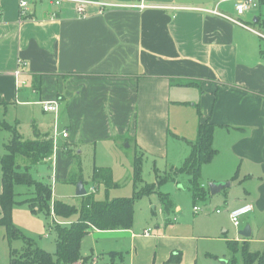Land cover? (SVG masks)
Segmentation results:
<instances>
[{
	"label": "crops",
	"instance_id": "0c3cea01",
	"mask_svg": "<svg viewBox=\"0 0 264 264\" xmlns=\"http://www.w3.org/2000/svg\"><path fill=\"white\" fill-rule=\"evenodd\" d=\"M90 1L124 7L91 6L84 19L69 2H32L24 19L20 0H0V112L42 109L54 130L44 124L35 140L53 138L47 162H56L57 175L73 183L80 178L68 173L63 155L82 154L83 145L130 134L137 149L167 155L171 108L179 95L173 99V90L198 88V129L211 123L217 155H225V170L210 179L225 185L218 193L226 195L224 212L230 219L232 211L252 205L264 226V38L200 11L216 8L219 0ZM232 6L218 8L236 17ZM241 21L264 35V5L259 2ZM44 102H57L58 113L45 112ZM247 226L252 238L255 227ZM157 230L139 235L92 229L86 237L130 232L136 245L132 264L182 257L180 238L168 237L166 227ZM245 242L250 247L252 240ZM81 255L76 264H99L94 253L82 254V245ZM109 258L108 264L124 263L120 253Z\"/></svg>",
	"mask_w": 264,
	"mask_h": 264
},
{
	"label": "rangeland",
	"instance_id": "374dc122",
	"mask_svg": "<svg viewBox=\"0 0 264 264\" xmlns=\"http://www.w3.org/2000/svg\"><path fill=\"white\" fill-rule=\"evenodd\" d=\"M175 93L179 95L174 99ZM199 94L198 88L173 90L175 105L171 108L167 155L164 157L137 149L134 139L128 134L121 137L115 136L110 142L100 141L97 146L96 144L83 145L80 148L82 154L72 156L66 154L63 158L69 165V174L71 173L73 177L78 174L80 177L82 173L81 182L87 192L93 194L96 201L135 199L134 223L131 229L133 233L142 235L149 231L154 235L157 234L158 227H166L165 232L168 237H179V241L184 243L185 248L182 251L180 264H230L233 262L234 254L228 243L239 241L237 248L240 252L242 241L245 239L240 236V232L250 224L255 227L254 235L250 238L251 251L262 250L264 226L258 213L254 212L242 218L240 227H235L224 212L225 205L222 199L226 195L222 193L213 196L210 193L209 186L213 184L211 177L225 170L224 154L217 155L212 163L202 167L198 183L203 190L197 197L191 192V178L186 174L175 173L176 169L183 167L190 155L191 144L197 141L198 113L193 106L197 103ZM13 111L0 112V158L5 155V146L12 139L7 126L16 129L26 141L35 140V134L42 132L44 124L49 125V130H54L53 123L42 109L35 110L33 114H30L31 110L28 108H23L21 112ZM193 127L194 133L191 132ZM57 147L58 150L63 148L62 139L57 143ZM17 163L21 167L30 166L29 172L36 181L52 187L54 200L81 209L82 198L76 195L78 184L69 183L68 178L61 179L55 170L56 162H42L32 166L30 161L19 156ZM137 163L141 168L138 176L135 171ZM95 168H106L112 172V187L107 188L103 184L94 185ZM166 180L168 181L161 184ZM1 184L0 164V188ZM149 188L153 191L147 192ZM34 192L35 189L32 187L24 185L16 187L17 203L13 208V224L26 239H9L7 229L0 225V264H16L15 261L18 262L17 264H24L23 256L31 246L32 249L39 248L51 256H55L57 252L58 232L54 221L57 223L62 221L53 220L42 212L34 213L29 204L23 203L25 200L33 199ZM162 194L170 199L171 207L168 211L161 201ZM195 207H198L200 212L196 213ZM177 208H181V212H178ZM1 218L2 209L0 208ZM77 220L78 216H74L70 221L72 223ZM174 229L177 231L172 233L170 230ZM146 247L151 251L154 249L149 244H146ZM135 248L136 245L128 231L93 233L83 240L82 254L88 257L94 253L99 264H108L111 253H120L123 255L124 263L117 260L118 264H132ZM138 250L140 251L139 246ZM237 258L238 264H242L241 253H238Z\"/></svg>",
	"mask_w": 264,
	"mask_h": 264
},
{
	"label": "trees",
	"instance_id": "16d2710c",
	"mask_svg": "<svg viewBox=\"0 0 264 264\" xmlns=\"http://www.w3.org/2000/svg\"><path fill=\"white\" fill-rule=\"evenodd\" d=\"M259 2L264 5V0H259ZM262 28L264 29V25ZM7 130L11 132L12 139L5 146V155L0 158L2 170V193L0 194L2 218L0 219V225L7 229L9 239H26L23 233L13 224V208L17 203L16 187L22 185L35 189L33 199L23 202L29 204L34 213L42 212L52 217L53 220L59 219L62 221L61 223L54 221L58 232L55 256H51L39 248L32 249L31 246L29 247L30 252L26 251L23 256L26 261L22 260V263L76 264L83 259L81 255L82 241L92 229L103 232L132 229L135 199H116L114 201L99 202L95 200L93 194L88 193L86 196L81 197L83 202L81 209L54 200L52 187L41 181H36L29 172L30 166L21 167L17 163L19 156L30 161L32 166H37L50 160L55 150L53 138L45 135L33 141H26L18 134L16 129L7 126ZM214 131L215 127L209 122L200 124L197 141L191 144L190 155L183 167L175 170L176 174H186L191 178V192L195 197L203 190L198 183L202 167L210 164L217 155V150L214 147ZM140 170L141 168L137 163L135 167L137 176ZM79 178V182H81L82 173H80ZM167 181H162L161 184ZM79 182L75 180L73 183L78 184ZM93 183L94 185L103 184L107 188L112 187V172L106 168H95ZM148 191L151 192L153 190L149 188ZM161 201L168 211L171 207L169 197L162 194ZM74 216H78V220L71 223L70 220ZM29 242L31 244V241ZM237 245L238 242L228 243L234 254L233 262L230 264L239 263L238 253L242 255V264H264V251L253 253L250 251L249 244L245 242L239 252ZM181 261L182 257L180 254H173L166 264H180ZM15 263L17 264L18 262L15 261Z\"/></svg>",
	"mask_w": 264,
	"mask_h": 264
},
{
	"label": "built area",
	"instance_id": "2783aa9c",
	"mask_svg": "<svg viewBox=\"0 0 264 264\" xmlns=\"http://www.w3.org/2000/svg\"><path fill=\"white\" fill-rule=\"evenodd\" d=\"M32 2H46L55 7H60L63 3L69 2V3L74 4L77 14L84 19L87 18V11L91 6L96 5V6H100L101 8H105L108 6L115 7V8L124 7V6H118V5H112V4L108 5L105 3H99V2H94L90 0H20V12L22 15L21 18H24V19L26 18ZM221 4H232L234 11L236 13V17L230 16L220 11L218 7ZM129 7H133V6H129ZM139 8L144 10L145 8H147V6L140 5ZM258 8H259V0H219L216 8L210 9V10H200V11H203V12H206L207 14H211L213 16L222 18L228 22H231L232 24H235L244 29L252 31L256 33L257 35L264 38L263 34L256 32L250 26H248L247 24L241 21V18L247 15L253 14ZM0 15H1V11H0ZM16 75L18 76L19 73H16ZM42 105H43V109L45 112L54 113V114L58 113L57 102H44ZM62 137L67 138L68 134L64 132L62 134ZM56 138H57V133L55 134L54 140ZM194 210L196 213L200 212L199 208H195ZM253 210L254 209L252 205H245L243 207H240L232 211L230 214V219L232 223L234 224V226L240 227L242 218L251 214ZM146 235H149V233L146 232Z\"/></svg>",
	"mask_w": 264,
	"mask_h": 264
},
{
	"label": "water",
	"instance_id": "95a60500",
	"mask_svg": "<svg viewBox=\"0 0 264 264\" xmlns=\"http://www.w3.org/2000/svg\"><path fill=\"white\" fill-rule=\"evenodd\" d=\"M225 185L223 184H210L209 186V189H210V193L214 196L216 194H218L222 188L224 187ZM229 186V184H228ZM88 194L83 182H79L78 183V186H77V192H76V195L78 197H84ZM251 235H252V232H251V228L250 226H247L245 229H243L241 232H240V236L245 238V239H249L251 238Z\"/></svg>",
	"mask_w": 264,
	"mask_h": 264
}]
</instances>
